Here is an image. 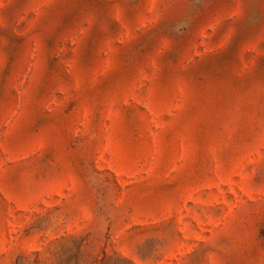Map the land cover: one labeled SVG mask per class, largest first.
<instances>
[{"label": "rangeland", "instance_id": "obj_1", "mask_svg": "<svg viewBox=\"0 0 264 264\" xmlns=\"http://www.w3.org/2000/svg\"><path fill=\"white\" fill-rule=\"evenodd\" d=\"M0 264H264V0H0Z\"/></svg>", "mask_w": 264, "mask_h": 264}, {"label": "crops", "instance_id": "obj_2", "mask_svg": "<svg viewBox=\"0 0 264 264\" xmlns=\"http://www.w3.org/2000/svg\"><path fill=\"white\" fill-rule=\"evenodd\" d=\"M12 50H8V52H6L5 55H3V57L5 56L6 58H8V60H15L17 59V63H13V66L17 65L20 67H29L30 66V48L29 47H23V39L22 38H18V40H15V45L13 46V48H11ZM8 64H6L7 66Z\"/></svg>", "mask_w": 264, "mask_h": 264}]
</instances>
